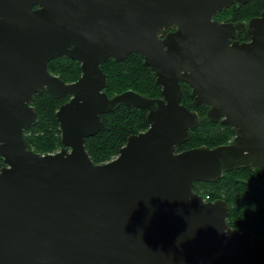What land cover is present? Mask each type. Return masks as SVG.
Here are the masks:
<instances>
[{
  "label": "water",
  "instance_id": "water-1",
  "mask_svg": "<svg viewBox=\"0 0 264 264\" xmlns=\"http://www.w3.org/2000/svg\"><path fill=\"white\" fill-rule=\"evenodd\" d=\"M250 1L0 0V264H264V238L229 228V205L193 190L236 168L264 171V11L214 20ZM244 30L250 41L232 42ZM132 54L160 99L106 93L102 64ZM60 57L81 63L76 82L50 73ZM182 83L233 140L176 152L202 122ZM45 92L71 99L56 114L61 150L40 155L24 132ZM120 105L146 111L149 128L95 164L85 140Z\"/></svg>",
  "mask_w": 264,
  "mask_h": 264
},
{
  "label": "trees",
  "instance_id": "trees-1",
  "mask_svg": "<svg viewBox=\"0 0 264 264\" xmlns=\"http://www.w3.org/2000/svg\"><path fill=\"white\" fill-rule=\"evenodd\" d=\"M263 11L264 0H251L247 4H234L226 11L220 12L217 19L233 23L248 22ZM242 36L245 40L249 39L245 32ZM101 68L108 76L105 91L110 97L126 91H134L152 99L162 97V89L156 84L154 72L144 66V59L138 54L130 55L123 62L109 59ZM48 69L66 83H74L82 75L80 62L67 57L52 60ZM182 92V103L190 110L196 111L202 122L198 128L190 132L189 141L177 149L178 153L202 145L214 148L233 140L234 129L213 124L207 118L209 105L195 106L187 85L183 86ZM70 98V95L56 98L48 92L35 95L32 106L38 116L32 127L24 132L28 149L40 155L56 153L61 149V130L56 114ZM101 120L104 125L102 131L85 140L86 151L95 164L114 160L130 136L145 132L149 128L147 112L126 105H120L113 112L102 115ZM4 165V160L0 158V169ZM258 178H264L261 170L241 167L224 172L223 177L216 183H196L194 189L204 188L206 194H203V197L216 198L213 194L215 189L217 197L229 198L231 203L229 224L240 231H248L264 238V189L253 183Z\"/></svg>",
  "mask_w": 264,
  "mask_h": 264
},
{
  "label": "flooded vegetation",
  "instance_id": "flooded-vegetation-1",
  "mask_svg": "<svg viewBox=\"0 0 264 264\" xmlns=\"http://www.w3.org/2000/svg\"><path fill=\"white\" fill-rule=\"evenodd\" d=\"M35 8H37V7H35ZM214 20H216V21H218V22H220V23H223V22H226V21H219L218 19H217V16H215L214 17ZM237 22H239V21H237ZM247 21H244V22H242V23H246ZM241 23V22H240ZM176 31V29H173V30H166L165 31V35L167 34V33H170V32H175ZM244 32L247 34V31L246 30H244ZM243 31L242 32H239L238 33V35H237V37L236 38H234V39H232V42H235V41H238V42H240V43H243V42H249L250 41V37L248 36V34H247V36L249 37V39L248 40H245L244 38H243V33H244ZM61 58V57H60ZM54 60V59H53ZM52 61V60H51ZM50 61V62H51ZM49 62V63H50ZM81 64V63H80ZM150 68V67H149ZM152 69V68H151ZM153 71V70H152ZM154 72V71H153ZM51 73V72H50ZM154 74H155V72H154ZM54 75V74H53ZM56 76V75H55ZM155 76H156V74H155ZM187 84H185V83H182L181 84V89L183 88V86H186ZM188 87H189V85H187ZM190 88V87H189ZM161 89H162V87H161ZM190 91H191V88H190ZM183 93V92H182ZM71 99V98H70ZM183 100V99H182ZM194 101V100H193ZM183 104V103H182ZM184 105V104H183ZM188 108V107H187ZM211 108V106L209 105V109ZM189 109V108H188ZM213 123V122H212ZM213 124H221L222 126H225V125H223L222 123H221V120L220 121H218V122H215V123H213ZM227 127V126H226ZM231 128V127H230ZM233 129V128H232ZM235 131V130H234ZM184 151H186V150H184ZM177 152V151H176ZM183 152V151H182ZM117 158V157H116ZM5 166V165H4ZM3 166V167H4ZM261 173L262 174H264V171H261ZM253 183L257 186V187H259V188H261V189H264V186H262L261 184L262 183H264V178H258V179H256V180H254L253 181ZM195 187V186H194ZM193 190H194V192L196 193V194H198V195H200V196H202V194L201 193H199L198 191H197V189H194L193 188ZM213 194H214V197H216V198H211V196H209V199L207 200V201H204V202H206V203H210V202H215L216 200H224L228 205H229V207H230V212H231V206H230V201H229V198H225V197H217L218 196V193H217V191L214 189L213 190ZM229 216H230V214H229ZM229 216H228V219H227V224H228V226H229V228H231V229H233V230H238V229H236L235 227H233V226H231L230 224H229ZM239 232H243V230L242 231H240V230H238ZM261 238H263V237H261Z\"/></svg>",
  "mask_w": 264,
  "mask_h": 264
},
{
  "label": "rangeland",
  "instance_id": "rangeland-1",
  "mask_svg": "<svg viewBox=\"0 0 264 264\" xmlns=\"http://www.w3.org/2000/svg\"><path fill=\"white\" fill-rule=\"evenodd\" d=\"M229 17H231V15H228ZM62 148V147H61ZM61 149H59L56 153H58ZM262 186H264V183L261 184ZM197 191L199 193H201L202 195L203 194H206V190L204 188H198Z\"/></svg>",
  "mask_w": 264,
  "mask_h": 264
},
{
  "label": "built area",
  "instance_id": "built-area-1",
  "mask_svg": "<svg viewBox=\"0 0 264 264\" xmlns=\"http://www.w3.org/2000/svg\"><path fill=\"white\" fill-rule=\"evenodd\" d=\"M208 199H209V196H206V197L204 198L205 201H207Z\"/></svg>",
  "mask_w": 264,
  "mask_h": 264
}]
</instances>
